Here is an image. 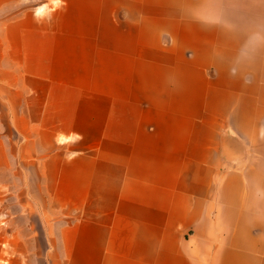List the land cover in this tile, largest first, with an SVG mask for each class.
<instances>
[{"label":"crops","instance_id":"crops-1","mask_svg":"<svg viewBox=\"0 0 264 264\" xmlns=\"http://www.w3.org/2000/svg\"><path fill=\"white\" fill-rule=\"evenodd\" d=\"M32 2L0 0V264H264V0Z\"/></svg>","mask_w":264,"mask_h":264},{"label":"rangeland","instance_id":"rangeland-1","mask_svg":"<svg viewBox=\"0 0 264 264\" xmlns=\"http://www.w3.org/2000/svg\"><path fill=\"white\" fill-rule=\"evenodd\" d=\"M50 1H53L54 7L60 5V4L55 3V0H38L37 3L32 2L31 4H32V5H36V6H42L43 4H46V3L50 2ZM55 4H56V5H55Z\"/></svg>","mask_w":264,"mask_h":264},{"label":"clouds","instance_id":"clouds-1","mask_svg":"<svg viewBox=\"0 0 264 264\" xmlns=\"http://www.w3.org/2000/svg\"><path fill=\"white\" fill-rule=\"evenodd\" d=\"M59 4H65V0H59ZM48 19H51V17H49ZM77 135H78V139L80 141H82L83 140V136L82 135H79V134H77Z\"/></svg>","mask_w":264,"mask_h":264},{"label":"snow or ice","instance_id":"snow-or-ice-1","mask_svg":"<svg viewBox=\"0 0 264 264\" xmlns=\"http://www.w3.org/2000/svg\"><path fill=\"white\" fill-rule=\"evenodd\" d=\"M55 3L59 4V0H55ZM44 13V9L41 8L38 10L37 15H42Z\"/></svg>","mask_w":264,"mask_h":264}]
</instances>
